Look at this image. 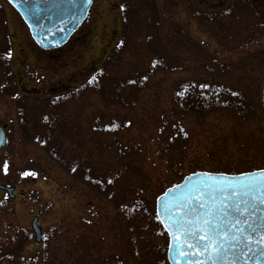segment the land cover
Wrapping results in <instances>:
<instances>
[{
	"label": "rangeland",
	"instance_id": "1",
	"mask_svg": "<svg viewBox=\"0 0 264 264\" xmlns=\"http://www.w3.org/2000/svg\"><path fill=\"white\" fill-rule=\"evenodd\" d=\"M263 84L264 1L93 0L46 51L0 0V264H169L157 197L264 168Z\"/></svg>",
	"mask_w": 264,
	"mask_h": 264
},
{
	"label": "snow or ice",
	"instance_id": "2",
	"mask_svg": "<svg viewBox=\"0 0 264 264\" xmlns=\"http://www.w3.org/2000/svg\"><path fill=\"white\" fill-rule=\"evenodd\" d=\"M23 175L29 173L25 172ZM180 188V185H176L162 194L163 199L157 198L155 216L156 220L167 229L170 247H175L178 255L198 253L201 257H205L203 264L209 262L217 264L222 253L226 251L225 240H238L240 234L245 233L244 227H236L241 224L246 225L250 230L249 233H245L249 244L264 245V225L258 229L254 226L255 221L249 223L248 219L252 215L248 207L250 200H259L264 204V169L257 170L256 174L242 173L235 181L227 174L207 173L204 174L203 180L190 183L179 191L178 195H173ZM252 207L255 208L254 203ZM180 209H183L181 214H174ZM230 211L231 217H229ZM240 217L246 218L241 220ZM221 222L231 226L235 235L229 237ZM252 234H256L255 240ZM221 237L225 239L222 240Z\"/></svg>",
	"mask_w": 264,
	"mask_h": 264
},
{
	"label": "water",
	"instance_id": "3",
	"mask_svg": "<svg viewBox=\"0 0 264 264\" xmlns=\"http://www.w3.org/2000/svg\"><path fill=\"white\" fill-rule=\"evenodd\" d=\"M21 15L25 23L28 25L31 35L38 46L43 50H54L65 45L70 37L78 30L80 25L88 18L90 8L93 0H7ZM256 2H262L263 0H255ZM262 99L264 103V86L262 90ZM6 144L5 128L0 126V151ZM257 171L249 172L256 174ZM209 172H197L198 175L186 176L183 181L177 185L181 188L173 193L178 195L179 191H182L185 186L190 183H196L197 181L204 179V174ZM220 174V173H212ZM248 174V173H244ZM232 180L240 178L239 175H227ZM176 186V185H175ZM174 187V186H173ZM173 187L166 191L173 189ZM0 190L7 193L11 198H15V188L0 184ZM231 193H229L230 195ZM163 199V195L159 196ZM171 200V197H169ZM255 204V208L252 204ZM249 213H252L249 219V223L255 221V225L258 229L261 225H264V204H261L259 200H250ZM157 210V203H156ZM183 209L174 214H181ZM232 216V212H229V217ZM246 217H240L241 220ZM165 229L164 225L162 224ZM221 226L225 227L229 237L235 235L234 229L231 226L225 225L221 222ZM31 227L35 235V241L40 243L42 241V230L38 225V217H34L31 222ZM237 228L244 227L245 233H249L250 230L246 225H237ZM165 231L168 234L167 229ZM245 233H241L238 240H225L226 251L221 255L217 264H264V245H258L256 243L249 244ZM169 236V234H168ZM255 240L256 234H252ZM224 240V237H221ZM234 245V246H233ZM245 245H248L247 247ZM186 257V258H185ZM167 258L170 264H203L205 257H201L198 253L185 254L180 256L177 254L175 247H169ZM210 264V262H209Z\"/></svg>",
	"mask_w": 264,
	"mask_h": 264
},
{
	"label": "trees",
	"instance_id": "4",
	"mask_svg": "<svg viewBox=\"0 0 264 264\" xmlns=\"http://www.w3.org/2000/svg\"><path fill=\"white\" fill-rule=\"evenodd\" d=\"M177 97H178V99H180V101H183V98L185 97V95L184 94L181 95V92H180V93H177ZM191 108H194V106L191 105Z\"/></svg>",
	"mask_w": 264,
	"mask_h": 264
}]
</instances>
